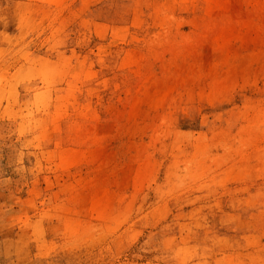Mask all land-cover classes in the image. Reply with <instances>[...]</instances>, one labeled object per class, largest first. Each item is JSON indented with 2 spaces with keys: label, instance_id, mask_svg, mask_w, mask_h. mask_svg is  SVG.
I'll return each mask as SVG.
<instances>
[{
  "label": "rangeland",
  "instance_id": "1",
  "mask_svg": "<svg viewBox=\"0 0 264 264\" xmlns=\"http://www.w3.org/2000/svg\"><path fill=\"white\" fill-rule=\"evenodd\" d=\"M0 264H264V0H0Z\"/></svg>",
  "mask_w": 264,
  "mask_h": 264
}]
</instances>
